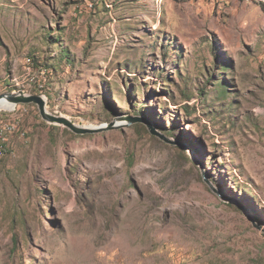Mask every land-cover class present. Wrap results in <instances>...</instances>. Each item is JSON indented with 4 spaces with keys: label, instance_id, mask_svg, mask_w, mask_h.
<instances>
[{
    "label": "rangeland",
    "instance_id": "1",
    "mask_svg": "<svg viewBox=\"0 0 264 264\" xmlns=\"http://www.w3.org/2000/svg\"><path fill=\"white\" fill-rule=\"evenodd\" d=\"M19 92L123 124L0 108V264H264V0H0Z\"/></svg>",
    "mask_w": 264,
    "mask_h": 264
},
{
    "label": "water",
    "instance_id": "2",
    "mask_svg": "<svg viewBox=\"0 0 264 264\" xmlns=\"http://www.w3.org/2000/svg\"><path fill=\"white\" fill-rule=\"evenodd\" d=\"M1 100L6 101L12 107L16 106L17 104H35L37 106V109L39 111L41 118L44 121H46L47 123H50V124L62 125L65 128H68V129H70V130H72L78 134L98 133V132H103V131L117 127L114 124H110L107 126L102 125V126L95 127V128L77 127L69 119H67L63 116L50 114L46 109L45 100L39 95H24L21 92H19L17 94L6 93V94L0 95V101ZM129 121L133 122V123L142 122L147 127L146 129H148L152 135L163 139L165 142H168V143L171 142L169 139H167L165 136H163L157 129H155L154 126L149 124L146 120L139 119V118H129ZM238 207H239V209L244 211L247 219L250 222H252V224H254V219H253L252 213L249 211V209L245 206H242V205H240Z\"/></svg>",
    "mask_w": 264,
    "mask_h": 264
},
{
    "label": "built area",
    "instance_id": "3",
    "mask_svg": "<svg viewBox=\"0 0 264 264\" xmlns=\"http://www.w3.org/2000/svg\"><path fill=\"white\" fill-rule=\"evenodd\" d=\"M4 117H8L7 114L0 116V157H2L7 152L8 138L7 134L13 133V131H18L21 137H24L26 132L24 130L16 127V124H2Z\"/></svg>",
    "mask_w": 264,
    "mask_h": 264
},
{
    "label": "bare ground",
    "instance_id": "4",
    "mask_svg": "<svg viewBox=\"0 0 264 264\" xmlns=\"http://www.w3.org/2000/svg\"><path fill=\"white\" fill-rule=\"evenodd\" d=\"M11 107L12 106L9 105L6 101H4V100L0 101V108H11ZM121 124H123V121L121 119L117 120L116 126L121 125Z\"/></svg>",
    "mask_w": 264,
    "mask_h": 264
}]
</instances>
